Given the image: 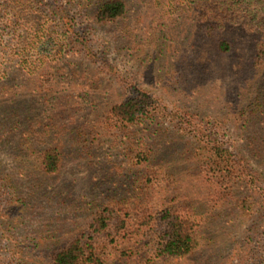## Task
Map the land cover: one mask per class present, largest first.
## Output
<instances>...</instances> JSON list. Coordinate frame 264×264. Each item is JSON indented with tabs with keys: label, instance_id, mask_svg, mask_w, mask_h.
<instances>
[{
	"label": "rangeland",
	"instance_id": "rangeland-1",
	"mask_svg": "<svg viewBox=\"0 0 264 264\" xmlns=\"http://www.w3.org/2000/svg\"><path fill=\"white\" fill-rule=\"evenodd\" d=\"M4 2L0 106L22 129L0 130V264H51L54 250L80 233L91 235V217L100 212L110 222L96 238L104 264H264V233L263 246L258 237L247 243L253 220L234 209L241 194L264 208V132L260 125L255 132L232 124L218 130L203 115H219L221 97H236L254 78L241 51L258 33L245 27L249 18L216 30L217 38L237 41L233 54L219 55L195 33L206 27L192 0H127V15L108 26L90 25L78 6L66 3L80 33L75 51L54 22V40L36 38L27 63L18 64L9 33L16 25L8 23L14 12L5 13ZM47 8L41 3L35 11ZM141 90L162 103V114L157 123L126 128L112 108ZM179 109L184 121L176 123ZM213 131L237 156L242 152L253 178L245 170L243 181L230 179L198 161L208 151L201 132ZM46 148L61 154L56 174L40 168ZM168 208L194 218L204 233L206 244L190 257L156 256L161 212Z\"/></svg>",
	"mask_w": 264,
	"mask_h": 264
},
{
	"label": "trees",
	"instance_id": "trees-1",
	"mask_svg": "<svg viewBox=\"0 0 264 264\" xmlns=\"http://www.w3.org/2000/svg\"><path fill=\"white\" fill-rule=\"evenodd\" d=\"M192 2L193 7L202 13L204 23L202 30L204 26L206 27L202 34V31L197 29L199 26H196L195 33L200 35L202 39L208 38L215 45L219 55L233 54L237 48L235 39L226 36L217 38L216 30L226 29L223 26L224 21L241 23L243 16H245L249 18L248 21L244 22L245 27L250 32L258 31L252 46H249V49L247 46L241 48V51H245V53L247 51L245 61L255 71L253 79H257H248L245 86H240L236 97L222 96L221 107L217 111L220 113L219 115L210 110H205L203 115L207 119H211L210 121L213 120V124L210 123L218 130L223 129L227 124H232L238 128L237 130L255 132V127L260 125L264 132V0H192ZM41 3L48 5L47 10H43L44 13L35 11L37 5ZM66 3L70 7L78 6L83 11L81 13H83L85 20L92 26L112 25L124 18L129 10L127 0H5L1 4L5 13L9 12L8 9L11 13L14 12L11 14L8 23L10 21L16 25V28L11 29L9 33L13 35L14 49H11L18 57L16 60L18 64L27 63V51L33 48L36 38L42 36L47 41L54 40L51 38L54 36L52 31L56 30L54 22L60 28V31L55 33L68 41L70 51H75V43L79 40L80 33L76 30V16L71 13V8ZM0 18L2 19V16ZM9 25L12 26L10 23ZM217 26H219L218 29ZM4 44L2 42L1 47H4ZM69 54L65 53L66 56ZM181 89L182 87L178 88V90ZM213 97V101L218 99L216 94ZM235 100L240 103L236 104ZM203 105H207V103ZM180 108L182 109V106ZM2 109L4 108L1 105L0 130L3 127L4 131L8 132L22 129V122L12 121L8 110ZM162 111V103L149 92L142 90L112 108L113 117L119 119L126 128L136 126L140 122V124L146 125L157 123L158 115L162 114ZM181 112L180 109L176 112L177 115L174 120H179L176 123L184 121V116H179ZM221 113L224 114L221 115ZM197 115L200 116L201 114ZM201 133L205 136L208 151L206 154L198 155L200 163H206L210 169L230 179L243 181L241 177L245 170L253 178L248 164L240 156L242 152H238L237 156L228 143L221 140L215 131ZM10 138L11 134H7L6 140L8 141ZM255 139L251 138L252 141ZM261 139L264 142V133ZM235 149L241 150V146L237 144ZM39 156V164L43 172L56 174L60 171L62 158L57 149H43ZM235 158L241 161L242 166ZM146 159L149 158L146 156ZM2 171L0 165V178L3 175ZM19 201H23L22 198ZM21 204L24 203L21 202ZM234 204L235 212L242 220H253L250 227L251 233L245 236V241L253 244L255 237H258V245L263 246L264 208L257 210L256 203L246 194L239 195ZM262 206L264 207V203ZM91 218L88 227L89 232L92 231L91 235L86 236L87 232L80 233L71 241L54 250L50 259L51 264H104L106 262L105 250L99 246L96 238L108 229L109 219L103 215V212ZM160 223L161 230L155 244L157 257L187 258L206 244L204 233L191 216L182 215L168 208L162 210ZM121 227L123 228L124 225ZM127 227L126 224V229ZM126 236H128L127 233ZM127 250L129 251L131 248L127 247ZM235 264H247V262L244 259L242 261L237 259Z\"/></svg>",
	"mask_w": 264,
	"mask_h": 264
}]
</instances>
